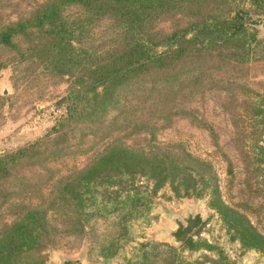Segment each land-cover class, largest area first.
I'll use <instances>...</instances> for the list:
<instances>
[{"label":"rangeland","instance_id":"1","mask_svg":"<svg viewBox=\"0 0 264 264\" xmlns=\"http://www.w3.org/2000/svg\"><path fill=\"white\" fill-rule=\"evenodd\" d=\"M43 1L0 0V27L29 15ZM62 12L70 20L83 17L77 5H67ZM263 14L264 8L254 13L257 17ZM184 20L182 16L165 17L155 27L169 31L175 21ZM108 25L107 19L85 25L82 36L98 41L109 31ZM251 28L264 38L260 23ZM19 38L18 45L24 46L25 41ZM258 48L263 56L243 63H213L198 80L185 76L174 91L157 88L159 85L149 90L139 82L126 84L119 88L114 107L93 120L55 129L65 112L62 96L68 79L43 68L38 58H20L14 49L0 45V69L11 66L14 87L11 95L0 94V154L46 135L40 162L21 160L0 178V233L24 207L38 204L63 179L82 170L107 148L151 151L173 144L210 163L222 202L243 213L264 234V153L258 148L263 144L264 119L256 109L264 107V44ZM208 198L207 194L176 195L169 185H163L151 195L149 208L130 219L131 239L108 258L101 254V244L116 231L112 216L91 219L75 230L78 226L73 227L67 217L74 215L66 204L67 216L58 212L50 216L52 227L39 254L45 264L73 257H80V264H134L141 243L167 242L151 232L164 218L160 203L177 211L196 199L210 213L189 235L196 247L173 246L177 256L174 264H264V252L243 247L231 237L218 213L208 205ZM145 248L151 249L149 245ZM152 251L155 257L142 264H163L165 247L155 246Z\"/></svg>","mask_w":264,"mask_h":264},{"label":"trees","instance_id":"2","mask_svg":"<svg viewBox=\"0 0 264 264\" xmlns=\"http://www.w3.org/2000/svg\"><path fill=\"white\" fill-rule=\"evenodd\" d=\"M67 5H77L83 17L68 19L62 12ZM263 8L264 0H45L29 15L1 26L0 45L14 49L20 58L34 56L43 68L66 76L65 112L55 128L59 129L75 121L93 120L114 107L119 88L126 84L139 82L149 90L159 85L157 88L174 91L185 76L198 80L213 63H243L263 56L258 46L264 44V38L251 28L259 18L254 13ZM174 16L186 20L175 21L169 31L156 29L158 20ZM101 19L109 24L102 39L82 36L85 25ZM19 36L24 46L18 45ZM256 109L264 119V107ZM45 140L44 134L0 154V178L21 160L40 162ZM262 141L258 148L264 153V138ZM213 178L210 163L177 145L151 151L111 146L63 179L38 204L24 207L4 227L0 264H45L39 249L52 227L50 216L65 214L66 204L74 216H65L72 219L73 227L78 226L75 230L91 219L112 216L116 231L101 244L103 257H111L131 239L130 219L141 216L149 208L151 195L165 184L176 195L207 194L208 205L231 237L243 247L264 252V234L243 213L222 202ZM182 244L197 246L190 237ZM160 245L167 252L162 263L174 264L175 248L157 241L141 243L134 264L155 257L152 249Z\"/></svg>","mask_w":264,"mask_h":264},{"label":"water","instance_id":"3","mask_svg":"<svg viewBox=\"0 0 264 264\" xmlns=\"http://www.w3.org/2000/svg\"><path fill=\"white\" fill-rule=\"evenodd\" d=\"M256 16V15H254ZM259 18H263L260 15ZM263 26V21L260 22ZM6 94V93H5ZM163 212V220L152 229V235L162 241L169 242L172 246L180 245L191 232L196 229L210 213L209 208H203L201 201L194 199L193 202H185L184 207L174 211L167 204L160 203ZM80 257L62 258L55 264H80Z\"/></svg>","mask_w":264,"mask_h":264},{"label":"clouds","instance_id":"4","mask_svg":"<svg viewBox=\"0 0 264 264\" xmlns=\"http://www.w3.org/2000/svg\"><path fill=\"white\" fill-rule=\"evenodd\" d=\"M12 76L13 70L11 66L0 69V94H13Z\"/></svg>","mask_w":264,"mask_h":264},{"label":"flooded vegetation","instance_id":"5","mask_svg":"<svg viewBox=\"0 0 264 264\" xmlns=\"http://www.w3.org/2000/svg\"><path fill=\"white\" fill-rule=\"evenodd\" d=\"M255 20H256V22H255V23H260V22H262V21H263V24H264V18H263V20H262V19H260V18H256Z\"/></svg>","mask_w":264,"mask_h":264}]
</instances>
